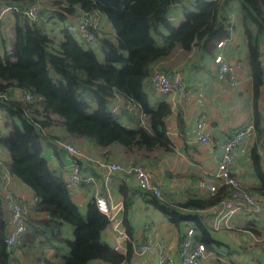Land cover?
Masks as SVG:
<instances>
[{"label": "trees", "instance_id": "trees-1", "mask_svg": "<svg viewBox=\"0 0 264 264\" xmlns=\"http://www.w3.org/2000/svg\"><path fill=\"white\" fill-rule=\"evenodd\" d=\"M4 1L0 10L12 7L19 11L10 13L15 39L12 49L0 40V109L8 118L4 128L9 130L0 132V150L8 155L0 160V169L32 192L30 203L15 197L28 210L27 232L18 248L25 249V257L33 247L52 250L50 257L42 252L36 256L45 264H133L140 242H127L124 253L110 246L102 238L108 217L96 208L93 198L83 207L74 202V192L64 182L63 164L52 168L48 155L57 157L58 163L67 158L61 146L66 142L105 160L119 158L130 166L147 162L153 168L163 155L174 151V145L166 125L173 113L171 104L163 96L153 97L152 71L173 70L162 65L178 52L186 55L183 71L179 70L182 74L212 73L217 43L227 40L232 44L241 25L250 70L256 140L251 159L258 187L246 188L237 175L235 185L212 176L209 181L201 180L214 184L215 192L202 195L190 187L180 200L166 192L159 198L132 187L129 175L118 187L127 234L132 235L134 229L128 212L133 211L134 196H140L180 233L194 226L195 240L219 257L215 264L223 263L222 258L231 260L238 249L223 241L210 219L234 194L264 198V165L256 146L264 150V0ZM37 2L41 5L38 20L31 21L23 12ZM177 7L182 8L184 19L175 25L170 10ZM234 9L239 14L237 24L230 22ZM93 11L103 18L92 31L94 39L86 42L67 25ZM53 22L60 26L57 36L48 31ZM120 99L119 113L111 112ZM184 125L180 114L177 126L183 129ZM242 129L239 126L232 134ZM138 158L144 163L137 162ZM79 163L85 173L101 177L83 161ZM3 201L0 190V264H18L21 260L6 244ZM258 226V220L250 219L244 227L260 237V242H243L239 249L253 255L264 251V236Z\"/></svg>", "mask_w": 264, "mask_h": 264}, {"label": "built area", "instance_id": "built-area-1", "mask_svg": "<svg viewBox=\"0 0 264 264\" xmlns=\"http://www.w3.org/2000/svg\"><path fill=\"white\" fill-rule=\"evenodd\" d=\"M12 10L19 11L18 8L5 7L0 10V22L6 19L7 14ZM41 10L40 3H36L26 11L23 12L25 16L31 21L38 20V14ZM100 12L93 11L89 13H83L78 19L73 18L67 25L69 31L75 33V35L91 42L94 39L92 31L97 29L102 21ZM231 23L237 24L239 19L238 13H231ZM228 41H220L217 43V53L214 57L215 75L216 81L223 84L229 89H237L240 84V68L236 64L229 61L228 51L226 49ZM150 88L155 94L169 98V96H177L180 99H188L192 92L187 89L186 83L182 77V74L176 70H171L166 73L159 71L155 68L152 71ZM122 105L121 99L114 103L111 107V112L119 113L120 106ZM129 110L131 107H127ZM243 129L237 133L228 136L223 143L222 155L216 162V171L213 176L219 181L226 184H236L235 171H236V150L241 145L247 136L255 135V127L253 125V119H249L242 127ZM194 143L200 147L208 148L211 145V133L206 129V121L203 117L199 118L194 127ZM61 146L64 151L67 152V163L63 164L62 171L64 172V182L67 189L72 191L76 190L80 184L94 187V204L98 210L106 215L109 221L115 222L117 217L120 219L115 223V231L119 233L123 238L126 236V230L120 226L122 223V212L124 207L119 204H115L111 207L110 196L111 189L115 179L119 174H127L131 177L135 187L142 190L149 191L151 194L161 198L164 194V188L160 183L156 182L150 171L143 165L137 163L130 165L122 164L118 161H109L104 158L91 154L84 150L79 145H73L71 143L61 142ZM81 147V148H78ZM260 151V150H259ZM50 163L55 160L54 155H48ZM79 161H83L87 167L97 170L101 177L97 178L95 175L85 173L82 170V165ZM234 174V175H232ZM13 183V177L0 169V190L4 197V213L7 219V225L9 232L6 239V244L9 250L14 249L16 258H23L25 256V249L18 248L20 242L27 232L26 221L28 210L24 204H21L15 199L16 195L12 193L11 185ZM102 183L105 189L106 195H102L98 189V184ZM202 188L208 192H215L216 186L210 182H202L200 184ZM180 196V194L178 195ZM240 199V201H237ZM22 201L25 198L22 197ZM244 213V220L248 222L250 219L258 220L259 223L264 224V209L258 199L255 197L237 193L232 196L228 201H224L218 206L215 214L211 217L210 222L213 228L217 231H224L227 234L228 241H235L237 236L239 242H259L260 238L257 237L252 231L247 230L245 227L237 228L233 223L235 216L238 212ZM165 228V227H164ZM164 228L161 234H157L155 237L147 239L145 242L140 243L136 249V254L149 259V256L155 257L158 264H214V261L219 257L214 252H207L203 243L195 240L196 229L194 226H190L183 230V232L172 230L169 235H164ZM237 230V236L233 233ZM33 250L44 253L43 256L50 257L52 250L45 249L40 250L37 247H33ZM45 264V263H43ZM91 264H104V263H91Z\"/></svg>", "mask_w": 264, "mask_h": 264}, {"label": "crops", "instance_id": "crops-1", "mask_svg": "<svg viewBox=\"0 0 264 264\" xmlns=\"http://www.w3.org/2000/svg\"><path fill=\"white\" fill-rule=\"evenodd\" d=\"M5 3L4 0H0V4ZM5 8V7H3ZM2 8V9H3ZM10 20V14L8 13L6 19L2 22ZM56 25L57 22H56ZM109 28V27H108ZM234 41L232 44L227 43L226 49L229 52V61L236 64L240 68V84L237 89H229L223 84L216 81L215 75V65L211 63V68L213 67L212 73H199L191 72L186 76L185 72L182 75L187 89L191 91L193 95H190L188 99H180L177 96H169L165 98L168 103L171 104V109L173 113L166 122L169 137L174 145L175 156H172L170 162H167L166 169L169 170L168 174L160 171L159 174L153 175L156 182L160 183L164 188V191L169 195H179V199H182V195L186 189L193 187L199 194L206 195L207 190L202 188L200 184L204 181H209L216 171V162L222 155L221 144L230 135H233V130L242 126L252 118L253 108H252V91L250 83V70L248 69L247 63V51L245 49L244 33L242 31L241 25H238V30L234 34ZM58 38H62L60 34ZM178 53V52H177ZM176 53V54H177ZM174 57V56H173ZM172 57V58H173ZM169 59L162 66L171 67L172 69L177 65L170 62ZM184 62L180 61V65ZM179 70V69H178ZM154 96H158L154 94ZM132 108V106H131ZM130 111V110H129ZM182 115L185 125L183 129L177 126V116ZM203 117L206 121V129L211 133V145L208 148L200 147L194 143V125L199 118ZM9 130L0 126V132L7 133ZM256 143L255 135L247 136L244 142L238 146L236 150V171L235 175L239 176L243 184L249 188L258 187V179L255 174V168L252 165L251 151L254 144ZM262 155V164L264 165V150L259 144H256ZM52 154H49V156ZM166 154L161 157L157 162L159 164H166ZM8 155L5 151L0 150V160L7 159ZM52 168L56 166L67 163V158L57 161L52 160ZM125 164L121 161H118ZM126 165V164H125ZM165 169V168H164ZM173 172H179L176 176ZM127 174H119L115 179L114 184L111 189L110 204L113 207L115 204L123 206V197L118 188L123 181H128ZM201 178L206 180H201ZM132 187H135L134 183L130 181ZM134 185V186H133ZM12 192L16 195L18 199L25 198V201H33V195L30 190L20 181L13 178ZM98 189L102 195H106L105 189L102 183L98 184ZM73 200L75 203L83 207L87 200L90 198L94 199L95 188L90 186H78L76 190L73 191ZM259 199V203L262 204L264 209V198L256 195ZM147 198L140 196H134V206L133 211L128 212V218L130 223L134 227L133 234H127L125 236V245L127 242H140L143 243L151 237H155L157 234H161L164 228V235L172 234L171 231L175 232L178 229L174 228L164 220H159L158 224L150 225L145 220L142 223L143 228L139 230L135 226V222L139 220L136 210L141 209V207L150 206L147 204ZM125 208V207H124ZM139 208V209H138ZM124 211V210H123ZM123 213V212H122ZM244 213L242 211L238 212L235 216L233 223L237 228H242L247 224L244 220ZM122 218V217H121ZM147 218V216H146ZM150 219H153L152 217ZM148 224V225H147ZM153 226V227H152ZM262 226V224H261ZM258 226L257 230L260 232V236H264V227ZM125 228V227H124ZM107 229V228H106ZM106 231V230H105ZM9 228L7 229V233ZM235 236H237V230L233 231ZM104 234V231L102 235ZM220 237L225 243H229L238 249V253L233 255L229 260L228 264H233L231 261H237L238 264H264V251H256V253H248L239 249L243 242H239L240 236H237L235 241H228L227 234L224 231L219 232ZM120 237H122L120 235ZM107 241H110V235H105ZM123 238V237H122ZM260 238V237H259ZM144 240L141 242V240ZM260 242V241H259ZM108 243V242H107ZM254 243L248 241L247 244ZM127 245L122 248V253L125 252ZM39 251L30 250V255L19 258L18 264H43L42 261H37L36 256ZM18 259V258H17ZM18 259V260H19ZM259 260V261H258ZM15 264V263H13ZM133 264H158L155 257L149 256V259L137 255L133 260ZM206 264V263H205Z\"/></svg>", "mask_w": 264, "mask_h": 264}, {"label": "rangeland", "instance_id": "rangeland-1", "mask_svg": "<svg viewBox=\"0 0 264 264\" xmlns=\"http://www.w3.org/2000/svg\"><path fill=\"white\" fill-rule=\"evenodd\" d=\"M231 13H238V10L237 9H234L232 10ZM170 15H171V19L173 20V23L175 25L179 24L183 19H184V15H183V11H182V8L181 7H177V8H173L172 10H170ZM12 23H11V20H8V21H4V23L2 22L0 24V40L3 39L5 42H6V45L8 46V48H11L13 47V43L15 44V39H14V33L12 32V27H11ZM49 27V33H51L52 35H55L57 36V33L58 31L60 30V26L56 25L54 22L51 23L50 25H48ZM48 29V28H47ZM186 58V55L182 54V53H177L173 58H171V63H174V64H177L173 70H176L178 72H180L179 70L182 69L183 65H180V61H183L185 60ZM179 69V70H178ZM183 71V70H181ZM182 74V72H180ZM183 75V74H182ZM164 97V96H163ZM7 116L4 114V112L1 111L0 109V126H4L5 122L7 121ZM78 148H81V147H78ZM84 149V148H83ZM85 150V149H84ZM175 152L172 151V153H170L169 155L166 156V159L167 161H165L166 164L162 165V164H159V163H156L154 164V167L153 168H150L149 164L146 162L144 163V161L141 159V158H138L137 159V162H142L144 164H142L145 168H147L150 173L152 175H157L159 174L160 171H163L165 173H168L169 170L166 169V166H167V162H170L172 156H175ZM94 155V154H93ZM115 161H121L124 163V160L123 159H119V158H116V159H113ZM112 160V161H113ZM130 163V162H129ZM165 168V169H164ZM176 176L178 175L179 172H173ZM12 186V185H11ZM12 192V191H11ZM173 199L175 200H180L179 199V196L177 195H171ZM22 202V200H20ZM31 202V201H30ZM29 202V203H30ZM135 208V207H134ZM133 208V209H134ZM139 209V208H138ZM137 212V215L139 216V220L137 221V223L135 222V226H136V230L137 228L139 230H141L143 228L142 226V223L147 220L146 222L150 225H154L155 224H158L159 223V220H165V217L164 215L162 214V212L158 209H156L155 207L153 206H148L147 207H141V209L139 210H136L135 213ZM147 216V218H146ZM153 218V219H150V218ZM120 219V216L117 217L116 221L113 222V221H110L109 224H108V228L106 229V231H104V234L102 235V238L108 242V244L110 246H112L113 248H116L118 249L120 252H122V248L125 245L126 241H125V238H122L120 237V234L117 233L115 231V223H117ZM168 223V222H167ZM147 224V225H148ZM120 226L122 227H125L123 225V223H120ZM153 227V226H152ZM67 229L69 230L70 228L67 227ZM105 235H110V241H107L106 238H105ZM217 261V260H216ZM216 261H214V264L216 263ZM222 262L221 264H228L229 261L226 260L225 258H222ZM241 264H246L245 262L244 263H241Z\"/></svg>", "mask_w": 264, "mask_h": 264}, {"label": "water", "instance_id": "water-1", "mask_svg": "<svg viewBox=\"0 0 264 264\" xmlns=\"http://www.w3.org/2000/svg\"><path fill=\"white\" fill-rule=\"evenodd\" d=\"M232 175H234V174H232ZM11 251L13 252V251H14V249H11Z\"/></svg>", "mask_w": 264, "mask_h": 264}]
</instances>
